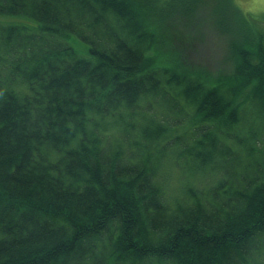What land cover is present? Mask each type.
I'll return each mask as SVG.
<instances>
[{"label":"trees","instance_id":"obj_1","mask_svg":"<svg viewBox=\"0 0 264 264\" xmlns=\"http://www.w3.org/2000/svg\"><path fill=\"white\" fill-rule=\"evenodd\" d=\"M0 16L38 24L0 19V264H264V22L236 0Z\"/></svg>","mask_w":264,"mask_h":264},{"label":"rangeland","instance_id":"obj_2","mask_svg":"<svg viewBox=\"0 0 264 264\" xmlns=\"http://www.w3.org/2000/svg\"><path fill=\"white\" fill-rule=\"evenodd\" d=\"M236 2L238 6L244 11V13L251 15L252 18H256L257 20L264 22V0H236ZM0 19L6 20L8 24L14 19H19L24 20V22L30 23L31 27H35V25H38L36 21L23 17H8L7 19H5V17L0 16ZM66 42L73 47V49L80 57L90 58L88 44L79 40L75 36L69 37L68 39H66ZM209 51L211 54H213V57L210 59L212 61H205L204 59V63H207L208 65L210 64V67L213 69L216 62L220 61V58L224 55V53L222 54L221 50L214 47H212V49H210ZM183 172L184 171L181 168L175 167L170 163L167 164L166 162V164H164V167L161 170V176L167 182L169 195L176 196L177 194L175 193H177V191L180 189V185L185 182ZM212 179L214 180L213 176H208L206 180L203 181V184L208 186V183H210V185H212Z\"/></svg>","mask_w":264,"mask_h":264}]
</instances>
